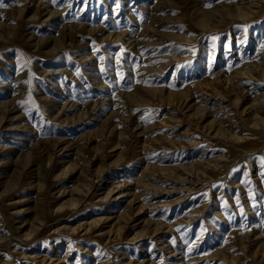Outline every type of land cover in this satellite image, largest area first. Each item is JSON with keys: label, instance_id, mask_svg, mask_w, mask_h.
<instances>
[{"label": "rangeland", "instance_id": "374dc122", "mask_svg": "<svg viewBox=\"0 0 264 264\" xmlns=\"http://www.w3.org/2000/svg\"><path fill=\"white\" fill-rule=\"evenodd\" d=\"M0 264H264V0H0Z\"/></svg>", "mask_w": 264, "mask_h": 264}]
</instances>
